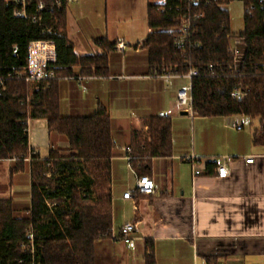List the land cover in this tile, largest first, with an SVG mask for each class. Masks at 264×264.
<instances>
[{
    "label": "crops",
    "instance_id": "0c3cea01",
    "mask_svg": "<svg viewBox=\"0 0 264 264\" xmlns=\"http://www.w3.org/2000/svg\"><path fill=\"white\" fill-rule=\"evenodd\" d=\"M150 0H77L67 4L69 39L78 56L103 54L98 40L113 44L107 76H63L58 79L63 116H86L100 104L111 115L115 144L111 159V202L115 232L125 222L138 224L135 247L121 240L102 239L95 247V264H144L150 250L157 264H264V143H255L260 118L243 115L203 117L184 110L176 90L186 78L169 82L150 73L143 46ZM126 43L124 52L116 43ZM78 70V69H76ZM164 113L172 119V154L154 157L149 176L155 194L123 199L134 190L138 174L131 165L133 151L148 131L146 118ZM237 125H243L237 129ZM29 149L47 159L52 149L68 142L51 133L44 118L30 119ZM205 161L206 174L194 178L187 157ZM254 156L253 163L246 158ZM228 158L230 174L217 176ZM208 167V168H207ZM31 161L0 160V197L29 202ZM134 204L138 209H134Z\"/></svg>",
    "mask_w": 264,
    "mask_h": 264
},
{
    "label": "trees",
    "instance_id": "16d2710c",
    "mask_svg": "<svg viewBox=\"0 0 264 264\" xmlns=\"http://www.w3.org/2000/svg\"><path fill=\"white\" fill-rule=\"evenodd\" d=\"M58 1L35 0V5H45L44 22L37 25L15 17L13 2L0 0V73L26 66L31 41L52 39L58 76L35 85L24 78L12 79L7 81V90L0 92V160L14 158L18 167L28 158L31 161L30 201L0 197V264H95L96 243L110 236L113 225L111 115L100 104L91 115L63 116L58 87L63 76L109 75L113 44L98 40L105 48L103 54L76 55L67 33L68 3L60 0L59 5ZM233 1L202 0L196 8L204 17L197 24L195 44L179 48L168 31L175 26L172 19L161 12V2L150 0L147 19L152 31L143 46L151 74H186L191 65L200 69L192 80L196 115L260 118L261 129L254 136L259 144L264 143V10L260 0H240L255 9L246 13L244 31L234 33L227 9ZM47 28L51 32L44 33ZM230 36L243 43L237 69L232 68ZM236 87L247 92L244 99L234 96ZM37 118L46 119L49 131L68 142L65 148L52 149L47 159L29 149L27 121ZM145 121L151 141L146 149L133 151L131 159L139 176L149 175L154 157L171 155L173 150L171 117L151 116Z\"/></svg>",
    "mask_w": 264,
    "mask_h": 264
},
{
    "label": "built area",
    "instance_id": "2783aa9c",
    "mask_svg": "<svg viewBox=\"0 0 264 264\" xmlns=\"http://www.w3.org/2000/svg\"><path fill=\"white\" fill-rule=\"evenodd\" d=\"M13 2L14 15L17 18H25L32 24L42 25L44 22V16L42 10L44 9V3L40 2L35 5V0H8ZM67 3L77 0H66ZM60 0L58 4L60 5ZM207 3V1H206ZM202 4V0H162L160 3L161 12L168 14L175 24L174 27L169 28L168 31L173 33L174 41L177 47L186 48L195 44L194 35L196 34V27L198 22L204 17V13L199 12L198 8ZM260 8L264 10V0H260ZM255 9L254 5L244 6L245 13H251ZM51 32V28L44 30V33ZM230 54L233 58L232 68L237 69L238 64L241 62L243 43L237 36H230ZM198 45V43H196ZM115 48L121 52H124L127 48L126 43L123 40H119ZM15 54H19V49L14 46ZM57 62V49L56 44L52 39H39L31 41L28 48L27 64L21 70L10 69L6 73H0V92L7 90V81L24 78L30 85L47 83L56 79L58 76L55 71V63ZM155 75L163 78L169 82L171 78H186L188 83L181 86L176 90V98L178 104L184 110H192L193 98H192V80L200 75V69L191 65L189 71L186 74H179L177 72H163L154 73ZM234 96L238 99H244L247 96V92L242 87H236ZM161 113L160 116H164ZM30 120V119H29ZM29 120L27 123L29 124ZM237 129H242L243 125H237ZM148 129V128H147ZM151 141V136L145 132L142 136L141 148L144 150L147 148L148 142ZM187 161L192 165V171L194 178L206 174L207 163L218 162L216 159L210 158L204 160L195 155L188 156ZM254 156L246 158L247 163H253ZM230 174L229 162L227 157H223L222 161L217 167V176L219 178H227ZM155 182L149 175L138 176L136 187L134 190H129L124 193L123 199L133 200L137 195L151 196L155 194ZM134 209L137 210L138 206L134 204ZM138 224L136 222L127 221L115 232L114 225L111 227L110 236L105 239H116L123 241L129 249L135 247V235L138 233ZM31 243L33 245L32 234H30ZM34 248L32 247V251ZM144 264H157L155 255L147 250L144 256Z\"/></svg>",
    "mask_w": 264,
    "mask_h": 264
},
{
    "label": "rangeland",
    "instance_id": "374dc122",
    "mask_svg": "<svg viewBox=\"0 0 264 264\" xmlns=\"http://www.w3.org/2000/svg\"><path fill=\"white\" fill-rule=\"evenodd\" d=\"M153 3H160L162 0H151ZM227 9L229 10L231 17V29L234 33H241L245 29V10L244 4L240 0H234L231 2ZM62 199L58 200L61 201Z\"/></svg>",
    "mask_w": 264,
    "mask_h": 264
}]
</instances>
